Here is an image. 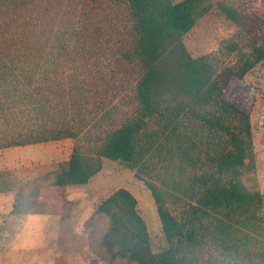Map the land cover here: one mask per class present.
<instances>
[{
    "label": "rangeland",
    "instance_id": "obj_1",
    "mask_svg": "<svg viewBox=\"0 0 264 264\" xmlns=\"http://www.w3.org/2000/svg\"><path fill=\"white\" fill-rule=\"evenodd\" d=\"M225 1L264 17V0ZM133 38V23L124 1L0 0V51L13 53L24 81L33 75L30 68L37 60L45 67L44 110L32 114L18 108L10 117L22 120L12 119L11 124L0 116V264H137L111 258L100 242L109 218L94 215L97 206L122 187L137 198L154 250L166 246L146 183L168 190L166 204L174 215L181 216L191 201L184 193L190 176L205 171L206 166L201 160L182 168L178 154L185 145L195 156L206 158V143L214 136L201 116L208 106L181 112L176 139L161 138V119L150 120L147 133L154 145L145 155L140 177L137 169L104 159L102 170L88 183L69 185L64 195L53 185L58 163L68 159L75 146L89 153L109 132L137 115L136 84L143 70L126 55ZM226 40L235 41L238 51H230L231 44L223 43ZM184 42L193 56L210 55L221 98L250 114L256 169L243 180L264 193V61L239 76L241 56L250 51L251 38L240 32L218 4L185 35ZM22 50L24 55L18 56ZM64 125L77 136L7 144V138L18 131ZM192 141L197 144L193 149ZM18 198L26 205L15 212ZM28 202L32 204L29 209L42 212L25 210ZM222 262L219 251L207 248L199 254L197 264Z\"/></svg>",
    "mask_w": 264,
    "mask_h": 264
},
{
    "label": "trees",
    "instance_id": "obj_2",
    "mask_svg": "<svg viewBox=\"0 0 264 264\" xmlns=\"http://www.w3.org/2000/svg\"><path fill=\"white\" fill-rule=\"evenodd\" d=\"M118 1L127 3L133 23V44L126 55L131 61H138L143 70L136 84L138 112L130 121L109 132L93 151L84 153L75 146L70 157L57 165L53 180L56 191L64 195L67 186L88 183L102 170L104 159L137 169L136 176L140 177L145 155L154 145L147 133L150 120L156 116L161 119V138L176 139L181 112L197 105L208 106L210 109L201 116L214 136L206 143V158L202 159L200 154L195 156L185 145L178 154L182 168L201 160L206 166L205 171L190 176V185L184 193L191 201L181 216L177 217L168 208V190L146 183L157 206L166 246L160 251L154 250L148 225L138 210V200L124 187L105 198L94 212L109 218L101 246L111 258L137 264H197L199 254L207 248L219 251L223 264H264V193L248 187L243 180L246 173L256 169L250 114L221 98L210 55L195 57L184 42L185 35L218 4L240 32L251 38L250 51L241 56L239 66V76L244 77L264 61V17L225 0L218 3L213 0ZM223 43L231 44L230 51L239 49L235 41ZM16 54L24 55L23 50ZM39 60L30 68L33 75L24 81L13 53L0 51V116L7 124L12 119L22 120L10 117L18 108L32 114L42 111L45 72ZM76 136L65 125L55 129L42 127L18 131L7 138V144ZM196 146L192 141L191 149ZM24 200L29 199L24 197ZM24 204L23 198H18L15 212ZM31 206L28 202L25 210L42 212L38 208L29 209Z\"/></svg>",
    "mask_w": 264,
    "mask_h": 264
}]
</instances>
